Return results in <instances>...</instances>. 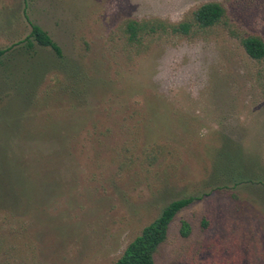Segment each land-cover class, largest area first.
I'll use <instances>...</instances> for the list:
<instances>
[{"label": "rangeland", "instance_id": "obj_1", "mask_svg": "<svg viewBox=\"0 0 264 264\" xmlns=\"http://www.w3.org/2000/svg\"><path fill=\"white\" fill-rule=\"evenodd\" d=\"M209 2L225 16L204 28ZM132 20L165 29L131 41ZM32 23L62 55L29 45ZM251 35L264 41V0H0V264H111L191 196L156 264H264Z\"/></svg>", "mask_w": 264, "mask_h": 264}, {"label": "trees", "instance_id": "obj_2", "mask_svg": "<svg viewBox=\"0 0 264 264\" xmlns=\"http://www.w3.org/2000/svg\"><path fill=\"white\" fill-rule=\"evenodd\" d=\"M225 16L224 7L217 2H209L202 5L195 12V20L201 27H211L218 24ZM158 27L165 29V25H155L150 22L129 21L127 32L131 41H139L140 35L146 32H155ZM170 29L173 33L188 34L191 26L187 22L179 25H172ZM32 38V40H31ZM33 39L39 45L52 48L58 55H62V48L56 43L50 34L41 26L32 23L29 45H33ZM243 45L250 57L261 60L264 59V41L259 36H248L242 40ZM7 52L0 48V59ZM196 200L191 196L171 202L167 205L161 215L152 223L147 225L142 233L137 236L126 248L123 255L111 264H156L155 254L161 244L167 239L168 230L175 216L184 208L188 207ZM182 233L188 235L189 224L184 222Z\"/></svg>", "mask_w": 264, "mask_h": 264}]
</instances>
